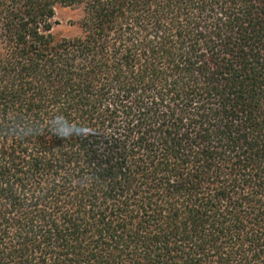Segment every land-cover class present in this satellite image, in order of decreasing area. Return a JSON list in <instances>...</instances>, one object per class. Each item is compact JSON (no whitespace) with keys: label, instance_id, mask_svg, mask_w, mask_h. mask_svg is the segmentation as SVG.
Segmentation results:
<instances>
[{"label":"trees","instance_id":"1","mask_svg":"<svg viewBox=\"0 0 264 264\" xmlns=\"http://www.w3.org/2000/svg\"><path fill=\"white\" fill-rule=\"evenodd\" d=\"M0 264H264V0H0Z\"/></svg>","mask_w":264,"mask_h":264},{"label":"clouds","instance_id":"2","mask_svg":"<svg viewBox=\"0 0 264 264\" xmlns=\"http://www.w3.org/2000/svg\"><path fill=\"white\" fill-rule=\"evenodd\" d=\"M51 126L53 130L62 137H70L74 133H83L86 131V126L83 124H75L66 120L63 116H56L51 121ZM41 131V126L34 123H27L23 127H16L12 131L13 136H19L20 138H25L28 136H33Z\"/></svg>","mask_w":264,"mask_h":264},{"label":"rangeland","instance_id":"3","mask_svg":"<svg viewBox=\"0 0 264 264\" xmlns=\"http://www.w3.org/2000/svg\"><path fill=\"white\" fill-rule=\"evenodd\" d=\"M80 15V8L69 6L59 7L56 13L58 23L55 25L54 31L61 35H74L77 29L73 23L79 19Z\"/></svg>","mask_w":264,"mask_h":264}]
</instances>
